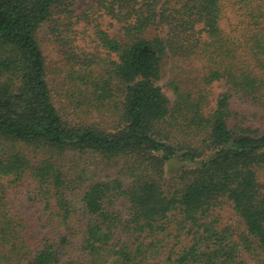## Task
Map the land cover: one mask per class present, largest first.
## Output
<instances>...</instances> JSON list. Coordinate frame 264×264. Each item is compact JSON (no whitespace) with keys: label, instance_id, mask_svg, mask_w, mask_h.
I'll use <instances>...</instances> for the list:
<instances>
[{"label":"trees","instance_id":"trees-1","mask_svg":"<svg viewBox=\"0 0 264 264\" xmlns=\"http://www.w3.org/2000/svg\"><path fill=\"white\" fill-rule=\"evenodd\" d=\"M74 1L0 0V264L264 262V0Z\"/></svg>","mask_w":264,"mask_h":264},{"label":"rangeland","instance_id":"rangeland-1","mask_svg":"<svg viewBox=\"0 0 264 264\" xmlns=\"http://www.w3.org/2000/svg\"><path fill=\"white\" fill-rule=\"evenodd\" d=\"M91 1H93V0H75L74 1V5L72 6V8L77 13H81V12H83L85 10L87 3L91 2ZM230 16L232 17L231 14H230ZM229 23L230 22L227 19H224V25L227 28H229ZM104 24L106 26H108L112 30L115 28V26H110L108 19L105 20ZM79 39H80L79 42H81V43L85 42V41H83L82 37H80ZM44 51H45L47 59H48V61L50 63L52 61H60V58H61L59 56L60 51H58V49H57L54 41L52 40V38H50V37L48 38L47 37V39H46V41L44 43ZM160 84L163 86L164 90L167 92L169 97L171 99H173L174 97H173L172 90L166 87V79L161 81ZM213 86H214L213 87L214 96L216 97L218 95V93H220L223 90V86L220 85L219 83H216ZM181 167H182V163L181 162L170 160L167 163L166 167H165V171H166V173L168 175H172L173 173L177 172ZM30 196L31 195H30L29 192L22 191V192H19V193H12L10 197H11V200L19 207V209H21L22 211H24L26 213H32L33 211H35L36 209H39V208L32 207V205H31L32 202L29 199ZM214 214L218 218V221L221 223V225H224V226L231 225V226H234V227L237 225L236 216H235L233 210L231 209V207L229 205H227V204L219 206L215 210ZM36 232H40V229H36L35 233ZM244 257L246 258V262L248 264H261V263H264L262 261V259H258L256 257H252V256L249 257L246 254H244ZM110 264H117V263H110Z\"/></svg>","mask_w":264,"mask_h":264}]
</instances>
